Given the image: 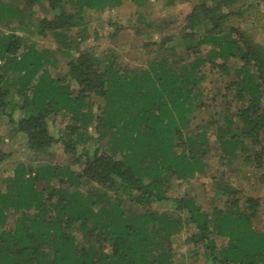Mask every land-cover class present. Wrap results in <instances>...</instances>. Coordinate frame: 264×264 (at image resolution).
Instances as JSON below:
<instances>
[{
  "label": "trees",
  "instance_id": "trees-1",
  "mask_svg": "<svg viewBox=\"0 0 264 264\" xmlns=\"http://www.w3.org/2000/svg\"><path fill=\"white\" fill-rule=\"evenodd\" d=\"M132 1L140 8L150 2ZM244 1L248 12L264 3L197 0L180 37L185 55L169 58L175 47H165L172 41L165 39L146 68L131 69L114 53L104 60L81 49L90 38L89 16L123 0H0V118L35 152L57 142L51 118H67L65 151L79 164L19 165L2 181L0 264H175V241L188 231L187 241L205 248L207 264H264V232L253 226L260 199L243 203L226 184L209 211L190 194H170L174 182L206 173L212 128L222 161L246 155L245 162L263 167L264 46L230 24L244 12L229 9ZM119 32L116 25L111 37ZM32 37L52 39L56 48L40 49ZM65 59L70 82L51 72ZM208 66L225 80L212 90V118L197 123ZM93 98L103 101L97 116ZM95 121L97 142L109 138V145L77 157ZM8 157L0 151V162ZM92 184L98 188L72 191ZM165 204L177 215L153 209ZM216 239L227 245L218 249Z\"/></svg>",
  "mask_w": 264,
  "mask_h": 264
},
{
  "label": "rangeland",
  "instance_id": "rangeland-1",
  "mask_svg": "<svg viewBox=\"0 0 264 264\" xmlns=\"http://www.w3.org/2000/svg\"><path fill=\"white\" fill-rule=\"evenodd\" d=\"M196 2L197 0H150L144 7L140 8L132 0H123L121 7L102 15L92 14L89 16L88 31L90 38L82 45L81 49L92 50L97 57L104 60L110 53H114L121 67L140 69L146 68L157 53L159 54L157 50L162 41L171 38L172 41L165 47L170 50L172 47L175 49L173 51L167 50V56L172 59L175 52L178 56H184L180 37L186 24V18L193 10ZM249 4L250 1H244L229 9L230 12H244L243 16L233 18L230 24L235 29L251 34L256 43L264 46V3L261 4L259 10H252L251 12L247 11ZM37 17H44L43 12L37 10ZM116 25H119L121 32L116 37H111ZM18 34L22 35L21 32ZM30 40L36 41L40 49L56 48L52 39L32 37ZM68 61V59L61 60L57 68L51 69L56 78L66 82H70ZM205 72L208 75L207 96L204 98L206 107L204 108L205 111L197 116V123H205L212 118L216 106L215 101H211L212 90L215 83H221L224 78L217 69L212 70L210 66L205 69ZM73 87L76 92L79 90L75 83H73ZM102 106L103 101L101 99L93 98L92 109L96 116L100 114ZM209 106L212 109L206 110ZM16 118H19V115ZM68 124V119L63 118V116L51 118L49 126L57 142L46 152H35L28 148L23 135L12 133V126L9 125L6 116L0 118V151L9 155L6 160L0 162V187H4L2 181L12 177L14 169L19 165H24L26 169L47 165L78 169L79 164L74 162L75 158L65 151V142L71 139L69 132L66 131ZM97 126V121H95L86 133L85 140H87L77 146V157L81 156L86 149L93 150L97 146L108 147L109 138L97 142L99 137ZM215 139L214 128H212V149L207 161L206 173L189 184L174 182L170 194L174 198L190 194L195 197L199 205L211 211L213 207L219 204L223 187L228 184L233 189L240 191V198L243 203L248 198L260 199V210L253 221V226L257 231L264 232V164L263 167L259 168L256 163H247L244 160L246 155H242L234 161L227 159L222 161ZM261 140L264 145V134L261 135ZM51 185L53 186L55 183H39L37 188L43 190ZM96 188H98L96 184L83 185L73 188L72 191L88 192L90 189ZM153 209L170 214L176 213L177 215L175 207L170 204L155 205ZM15 218L14 216L10 218L9 228L13 227ZM190 231L192 233L195 228H190ZM188 232L179 235L175 241V264H207L208 258L205 248L189 243L187 237L192 234ZM216 241L218 249L227 245L226 240L216 239Z\"/></svg>",
  "mask_w": 264,
  "mask_h": 264
}]
</instances>
